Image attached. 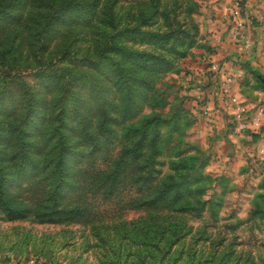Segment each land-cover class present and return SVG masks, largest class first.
<instances>
[{"label": "rangeland", "instance_id": "obj_1", "mask_svg": "<svg viewBox=\"0 0 264 264\" xmlns=\"http://www.w3.org/2000/svg\"><path fill=\"white\" fill-rule=\"evenodd\" d=\"M246 2L97 0L90 16L75 7L55 16V7L43 2L0 0V190L5 192L0 195V264H264V143L248 145L253 139L235 134L233 124L220 128L190 94L196 82L189 70L193 61L208 63L215 53L206 40L211 33L201 30V8L216 4L243 10ZM142 11L150 17L145 29L172 37L127 43L172 61V68L160 74L143 71L156 81L163 99L145 107L142 117L183 112L178 130H163L159 179L179 181L189 173V185L198 192L176 206L119 215V185L105 178L117 169L111 163L119 158V121L109 129L101 125L102 104L119 116V92L109 81L108 62L96 68L89 60L103 44H123L119 27L140 22ZM110 59L119 63L118 54ZM50 63L79 77L38 72ZM71 95L80 100L72 102ZM61 109L67 120L59 125L71 150L66 154L69 190L61 194L60 207H85L84 217L49 216L52 187L45 167L21 161L28 153L42 161L54 158L57 136L48 132L59 123ZM78 109L86 114L93 141L78 127ZM110 185L118 191L113 200L106 196ZM131 189L123 202L136 195ZM182 205L193 208L175 211ZM8 206L17 212L11 214ZM164 225L170 229L163 232Z\"/></svg>", "mask_w": 264, "mask_h": 264}, {"label": "trees", "instance_id": "obj_2", "mask_svg": "<svg viewBox=\"0 0 264 264\" xmlns=\"http://www.w3.org/2000/svg\"><path fill=\"white\" fill-rule=\"evenodd\" d=\"M29 1L36 5H40L43 2L47 4L45 7L48 6V8L54 6L56 10L51 15L55 13V16L63 14L70 7H75L90 16L92 7L97 2V0H92L91 2L80 0ZM8 6H11V4ZM139 15L138 20L140 22L137 21L134 25L119 27V40L123 44L119 43V47L109 43L103 44L97 51L95 57L89 60L96 68H101L108 62L107 64L110 66V73H108L109 81L112 84L114 83L117 92H119V116L114 115L118 113L116 110H111L104 104L101 105V125L103 127L109 129V124L119 121V158L111 163V165L117 166V169L105 177L111 182V185H119V215H122L127 209L142 210L161 206L163 208H169L171 207L170 205L176 206L184 198L192 197L198 192L197 189L189 185V179L191 178L189 173H187L184 179H180L179 181H176L173 176L165 180L159 179L160 169H157V158L161 156V146L166 141L163 130L166 127L172 126L173 130L176 128L178 130L179 123L182 121L181 115L183 112L177 109L168 117H163L160 114L142 117L145 107H155L163 99V97L161 99L158 93L159 90L156 88V81L145 76L143 71L160 74L172 68V61L152 51H140L134 45H127V43L128 41L134 42L136 40L149 42V40H154V38H157L156 40H170L172 37L168 31L160 32L145 29L147 28L145 25L150 17H147L144 11ZM171 31L174 30L172 29ZM111 54L119 55V63L115 61L111 62L112 59L107 61ZM38 72L47 75L59 74L64 78L77 79L79 77L78 74L72 73L66 67H54L53 63L39 68ZM251 72L254 74L259 86L264 89V84L259 78L260 76L264 77V75L258 71ZM65 98L66 95L62 93L61 101L63 102ZM70 100L76 102L80 100V97L71 95ZM76 117L79 129L83 130L82 134L84 133L86 137L87 133L89 136L90 133L86 125V114L83 109L76 111ZM56 118L59 123L53 125L52 129L48 132V137L53 134L55 135L54 137L57 136L55 145L56 155L54 158L42 161L41 159L33 158L28 153V155L23 156L21 161L27 163V165L31 164L33 168L42 165L45 167L46 176L52 187L48 193V206L51 210L49 216L53 217V219H66L69 215L72 217L71 213H75L74 217H84L86 215L85 207H75L76 209H62L60 207V203L63 200L60 197L61 194L65 193L64 196H66L69 190V181L65 178L67 170L66 154H68L71 148L67 143L68 141L63 127L59 125L66 122V111L61 109L56 115ZM174 125H177V127H174ZM110 131L112 132L111 129ZM90 138L93 141L91 134ZM98 144L101 145L99 142ZM24 154L26 153L24 152ZM184 168L181 165V169ZM105 182L106 180L104 179L101 185H104ZM111 185L106 192L107 199L109 200H113L118 195V191L111 187ZM131 188H134L136 195L128 197V200L123 202L124 193H129L133 190ZM79 190L72 189V192H78ZM4 193V191L0 190V195ZM174 208L175 211H179L193 207L182 205ZM7 210L11 214L17 212L13 211L9 206ZM156 227V230H158L160 226L156 225ZM173 228V225H171V229ZM166 229H170V225L166 227L164 225L161 230L164 232Z\"/></svg>", "mask_w": 264, "mask_h": 264}, {"label": "crops", "instance_id": "obj_3", "mask_svg": "<svg viewBox=\"0 0 264 264\" xmlns=\"http://www.w3.org/2000/svg\"><path fill=\"white\" fill-rule=\"evenodd\" d=\"M210 15L216 17L215 20L207 18ZM198 17L201 30L211 33L206 40L215 46V53L208 62L210 66H207V69L210 73L207 75L202 70L208 63L193 61L194 65L189 69L191 76L196 79L193 89L190 90V94L196 96V100H193L194 105L204 116L208 119L211 117L212 122L219 124L220 128L233 124L235 134L247 140L253 139V142L247 141L248 145H254L258 141L264 143V89L254 85L256 78L251 72L258 71L264 75V0H247L243 10L235 5L225 9L216 4L210 8L206 5L201 8ZM244 38L249 40V44ZM200 72L202 74L197 76ZM228 73L234 75L233 89L249 108L248 119L252 120L254 116H259L261 119L259 126L239 130L232 116L220 109L213 94L215 81L222 80ZM205 103L211 108L217 105L215 114L208 115L203 112L202 106ZM229 121L231 123H228Z\"/></svg>", "mask_w": 264, "mask_h": 264}, {"label": "built area", "instance_id": "obj_4", "mask_svg": "<svg viewBox=\"0 0 264 264\" xmlns=\"http://www.w3.org/2000/svg\"><path fill=\"white\" fill-rule=\"evenodd\" d=\"M245 42L249 44V40L244 38ZM234 75L228 73L222 80L215 81V90L213 94L221 110L227 111L232 119L236 121L239 130L247 129L249 126H259L260 117L254 116L252 120L248 119L249 108L245 101L233 89ZM203 112L211 115L215 114V108H211L208 104H204ZM264 153V149L262 151Z\"/></svg>", "mask_w": 264, "mask_h": 264}, {"label": "water", "instance_id": "obj_5", "mask_svg": "<svg viewBox=\"0 0 264 264\" xmlns=\"http://www.w3.org/2000/svg\"><path fill=\"white\" fill-rule=\"evenodd\" d=\"M261 82L264 84V77L260 76Z\"/></svg>", "mask_w": 264, "mask_h": 264}]
</instances>
